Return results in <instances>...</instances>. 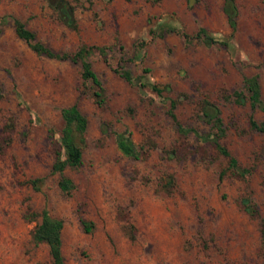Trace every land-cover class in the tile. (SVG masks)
Masks as SVG:
<instances>
[{
	"label": "rangeland",
	"instance_id": "1",
	"mask_svg": "<svg viewBox=\"0 0 264 264\" xmlns=\"http://www.w3.org/2000/svg\"><path fill=\"white\" fill-rule=\"evenodd\" d=\"M50 1L0 0V264H49L46 245L30 238L34 222L27 218L43 207L62 220L65 264H264L263 137L248 129L247 101L222 96L240 90L243 76L257 74L264 104V0H233L231 36L223 0H68L74 29L55 16ZM13 19L55 52L71 53L82 43L104 47L86 57L103 103L91 97L78 61L35 54L16 36ZM162 22L173 30L159 36ZM198 27L228 37L229 45L204 44L195 37ZM115 70L165 89L157 95ZM169 98L176 100L178 123L200 134L209 125L198 116L199 101L217 104L221 142L250 173L225 171L219 178L227 159L191 132H177L166 113ZM71 104L86 125L80 166L62 171L74 185L64 193L51 164L59 111ZM253 116L264 123V110ZM118 132L143 148L141 157L118 151ZM168 172L176 186L165 194L158 180ZM32 178L38 189L27 182ZM246 196L257 217L243 210ZM81 220L91 223L90 231Z\"/></svg>",
	"mask_w": 264,
	"mask_h": 264
},
{
	"label": "trees",
	"instance_id": "2",
	"mask_svg": "<svg viewBox=\"0 0 264 264\" xmlns=\"http://www.w3.org/2000/svg\"><path fill=\"white\" fill-rule=\"evenodd\" d=\"M51 7L55 13V16L68 28H76V21L73 16V5L68 0H51ZM222 11L225 15L227 25L230 29L229 35L235 28V16L236 8L233 0H223ZM14 32L16 36L22 39L29 49L37 55L44 56L46 58L57 60H69L78 61L80 64V78L82 81L89 82L90 94L94 102L97 105L103 103V87L96 74L91 69L90 63L87 60V54L92 48H96L98 52H103L104 47H93L91 45L79 44L78 47L71 53L67 52H55L49 47L34 39V34L28 30L24 24L18 19H13ZM173 30L168 24L162 22L159 24L160 36L162 32H170ZM184 37H187L183 33ZM195 37L200 39L204 44H222L229 45L228 37H216L211 33H208L203 27H198L195 32ZM147 69H143L146 72ZM119 76L130 84L138 83L140 87L147 86L151 91L159 95L164 89V86H159L155 83L149 82L144 79L143 75L132 77L127 71H116ZM224 99H230L237 103L242 104L245 100L249 107V114L247 117L248 129L260 134L263 137L264 144V123L257 121L253 112L255 110H264V104L260 96V87L258 82V75L252 74L243 76L241 80V89L234 90L229 95L223 94ZM176 106V100L169 98L168 107L166 109L167 115L171 118L176 126L177 132L186 136L191 132L200 141L209 142L215 151L224 156L227 159L226 167L219 173V178L222 177L225 171H229L233 175L244 178L250 173V169L247 167L239 166L236 158L230 153L224 144L221 142V138L225 134V127L220 117V109L213 101L207 98H202L198 104V116L199 118L209 125V131L205 134L198 133L195 129L185 128L178 123L174 110ZM60 118L62 120V127L59 131L57 144L54 149L53 162L51 164V171L57 172L59 178L57 181L58 188L64 192L69 193L73 189L74 185L72 181L62 175L64 168H77L82 161V145L84 142L83 132L86 125L85 117L80 113L74 104L64 106L60 108ZM12 128V123L4 125L6 141L9 140V132ZM114 141L118 151L127 157L137 159L142 156L143 148L135 145L130 139L128 134L124 132L114 133ZM174 154V149L171 150ZM34 189H38L37 178H32L27 181ZM176 186V180L173 173H164L158 180V188L165 194H170ZM240 204L243 210L251 217H257L258 211L255 204L249 197L240 198ZM27 218L33 221L34 224L30 231V238L34 243H44L47 248L49 257V264H65L63 255L61 253V239L60 232L62 228V220L57 217H52L48 214L46 208L40 210H31L27 213ZM259 220V237L260 243L264 247V218L258 217ZM82 226L86 232L90 231L92 225L90 222L81 220ZM132 238V234H129Z\"/></svg>",
	"mask_w": 264,
	"mask_h": 264
}]
</instances>
